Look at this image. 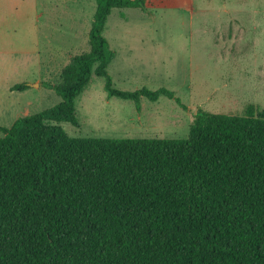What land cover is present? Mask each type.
Segmentation results:
<instances>
[{"label":"trees","instance_id":"1","mask_svg":"<svg viewBox=\"0 0 264 264\" xmlns=\"http://www.w3.org/2000/svg\"><path fill=\"white\" fill-rule=\"evenodd\" d=\"M97 0L89 50L61 81L56 105L0 127V264H264V108L198 109L185 138L79 137L76 98L93 74L109 97L180 99L165 87L116 88ZM28 88L17 84L16 90Z\"/></svg>","mask_w":264,"mask_h":264},{"label":"rangeland","instance_id":"2","mask_svg":"<svg viewBox=\"0 0 264 264\" xmlns=\"http://www.w3.org/2000/svg\"><path fill=\"white\" fill-rule=\"evenodd\" d=\"M195 1V11L114 9L105 30L116 88L165 87L180 102L143 97L138 110L109 97L106 79L93 74L76 98L79 124L62 128L79 137L185 138L198 109L264 108V0ZM96 9L97 0H0V127L61 101L46 84L59 83L71 58L89 50Z\"/></svg>","mask_w":264,"mask_h":264},{"label":"crops","instance_id":"3","mask_svg":"<svg viewBox=\"0 0 264 264\" xmlns=\"http://www.w3.org/2000/svg\"><path fill=\"white\" fill-rule=\"evenodd\" d=\"M145 5L146 7H148L149 10L160 9V8H173V7L180 8L179 6H183L181 7V9H184V10H190V11L196 10L195 0H145ZM115 9H124V8H115ZM112 13L110 14V16L112 15ZM121 13L122 12H118V14H121ZM106 27H107V24H106ZM104 34H105V31H104Z\"/></svg>","mask_w":264,"mask_h":264}]
</instances>
